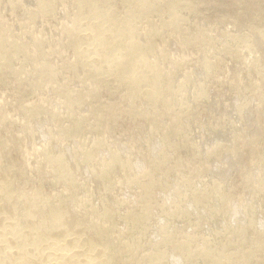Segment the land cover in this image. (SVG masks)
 <instances>
[{
  "label": "rangeland",
  "instance_id": "rangeland-1",
  "mask_svg": "<svg viewBox=\"0 0 264 264\" xmlns=\"http://www.w3.org/2000/svg\"><path fill=\"white\" fill-rule=\"evenodd\" d=\"M0 185L38 252L264 264V0H0Z\"/></svg>",
  "mask_w": 264,
  "mask_h": 264
},
{
  "label": "bare ground",
  "instance_id": "bare-ground-1",
  "mask_svg": "<svg viewBox=\"0 0 264 264\" xmlns=\"http://www.w3.org/2000/svg\"><path fill=\"white\" fill-rule=\"evenodd\" d=\"M93 8V7H92ZM93 11V10H92ZM95 14V13H93ZM92 15V14H91ZM90 15V16H91ZM94 17V15H93ZM90 28V27H89ZM118 28V27H117ZM107 30V29H106ZM111 30V29H110ZM109 32V31H108ZM104 33V32H103ZM114 33V32H113ZM104 35V34H103ZM90 36V35H89ZM88 36V37H89ZM96 36V35H95ZM114 36H116L114 34ZM92 38V36H91ZM99 38V36H98ZM101 41V42H100ZM102 41H104V39H100L98 42H100L99 44L102 43ZM97 42V44H98ZM88 43V42H87ZM80 46V45H79ZM103 46V45H102ZM86 47H89V46H86ZM97 47V46H96ZM87 49V48H86ZM89 49V48H88ZM138 49V46H133L131 48V51H130V54H133L135 53V51ZM89 51V50H88ZM92 51V50H91ZM105 51V50H104ZM97 53V52H96ZM100 53V52H99ZM98 54V53H97ZM143 54V53H142ZM89 55V54H88ZM87 55V56H88ZM95 55V54H93ZM109 56V55H108ZM98 57V56H97ZM91 58H92V54H91ZM104 59H107V58H104ZM103 60V59H102ZM108 60V59H107ZM110 60V59H109ZM145 60V59H144ZM142 58L138 61L135 62V66L139 65L140 63H145ZM104 62V61H103ZM96 63H100V59L99 58H96ZM107 63V62H105ZM109 63V62H108ZM102 66V65H101ZM117 66V65H116ZM130 66V65H129ZM114 67V66H113ZM106 69V67H105ZM135 69V68H134ZM120 71V70H119ZM109 72V71H108ZM107 72V73H108ZM115 72V71H114ZM113 72V73H114ZM128 72V71H127ZM140 72V71H139ZM125 73V72H124ZM146 75V74H145ZM130 76V75H129ZM137 76V75H136ZM140 77V76H139ZM154 77V76H153ZM128 78V77H127ZM131 78V77H130ZM152 79V78H151ZM154 79V78H153ZM144 80H150L149 78H144V79H140V78H136L135 81H134V84L136 87H139L141 85V83H143L142 81ZM146 82V81H145ZM154 84V83H153ZM150 85V84H149ZM152 86V85H151ZM134 87V85H133ZM152 88V87H151ZM154 88V87H153ZM3 179V178H2ZM1 187V185H0ZM3 189H4V186H3ZM0 188V192L3 190ZM3 192V191H2ZM1 194V193H0ZM2 196V195H1ZM5 196V195H4ZM3 199V197L1 198ZM64 210V209H63ZM3 211V210H2ZM54 211V210H53ZM66 213V212H65ZM6 216V215H4ZM10 217V216H9ZM9 217H5V218H9ZM29 217V216H28ZM12 218V216H11ZM10 218V220H11ZM62 218H64V214L62 213V211L60 210H56L52 213V216H51V221L54 222V224H57L58 221L62 220ZM3 219V217H2ZM47 219V218H46ZM45 219V220H46ZM1 220V218H0ZM48 220V219H47ZM50 220V219H49ZM48 220V221H49ZM4 221V219H3ZM6 221V220H5ZM40 221V220H39ZM50 221V222H51ZM67 221V220H66ZM44 222V221H43ZM50 222L49 225H50ZM4 223V222H2ZM34 223V222H31V224ZM47 223V221L44 222V224ZM47 223V224H48ZM67 224H69L70 222L67 221L66 222ZM64 223V224H66ZM38 224V223H36ZM34 223V225H36ZM40 224L42 225L43 223H41L40 221ZM1 225V224H0ZM4 227L0 230V264H95L96 262L92 261L91 259V256L92 255H88L85 250L82 249V246L81 244H79L81 241V237L78 235L79 233L81 232H75L76 231L73 228H69L71 226H66V225H63L61 227H59L60 229L58 230L57 228H52L55 233H56V238H54L53 240H50V237L51 236H48L49 238H47L48 242L46 245H43V246H46L45 248H41L39 250V252L37 251L38 247H35V249L33 250L32 247L31 248H27L26 247V244L25 242L22 241V238L24 237V231L25 229H23V226H22V229H18L16 228V223L14 224L13 221L10 222L9 219L8 221H6L5 224H3ZM15 225V226H14ZM29 226V224H27ZM46 225V224H45ZM44 225V226H45ZM20 226V225H18ZM27 226V227H28ZM65 226V227H63ZM38 227V225H37ZM40 227V226H39ZM42 227V226H41ZM55 227V226H54ZM21 228V227H20ZM25 228V226H24ZM30 228V227H28ZM31 228L35 229L34 226L32 227L31 225ZM30 228V230H31ZM46 230L48 229L46 226H45ZM27 229V228H26ZM44 229V228H43ZM50 229V228H49ZM48 229V230H49ZM57 229V231H56ZM28 230V229H27ZM26 230V231H27ZM52 230V231H53ZM38 230L36 229L35 232H37ZM50 231V230H49ZM78 231V230H77ZM30 232V231H29ZM39 232V231H38ZM44 232V231H43ZM42 232V233H43ZM47 232V231H46ZM27 233V232H26ZM51 233V232H50ZM54 233V234H55ZM32 234V233H31ZM38 235V233H36ZM27 237L28 235L25 234ZM35 235V237L37 236ZM49 235V234H47ZM47 235H45V232H44V236L46 237ZM39 236H42V235H39ZM84 236V235H83ZM53 237V236H52ZM30 238V237H29ZM34 239V238H33ZM42 239L43 241L46 240L43 238L42 236ZM28 240V239H26ZM32 240V236L31 238L29 239V241ZM39 240V237L37 239V241ZM35 242H37L35 239H34ZM33 242V241H30V243ZM29 243V242H28ZM27 243V245H29ZM44 243V242H43ZM40 244V243H39ZM45 244V243H44ZM37 245V243H36ZM31 246V245H30ZM37 249V250H36ZM43 249V250H42ZM92 249V248H91ZM36 250V251H35ZM42 250V251H41ZM87 251V250H86ZM89 252V251H87ZM99 253V252H98ZM5 257H4V256ZM3 256V258H2ZM6 256H8V258L11 256L12 257V260L11 258L9 260H11L12 262L11 263H7L9 262V260L7 262H5V259ZM14 258V259H13ZM94 260V259H93ZM98 262V261H97Z\"/></svg>",
  "mask_w": 264,
  "mask_h": 264
}]
</instances>
